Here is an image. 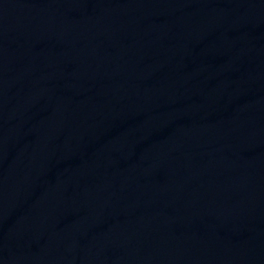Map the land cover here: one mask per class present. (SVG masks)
<instances>
[{"label":"water","instance_id":"obj_1","mask_svg":"<svg viewBox=\"0 0 264 264\" xmlns=\"http://www.w3.org/2000/svg\"><path fill=\"white\" fill-rule=\"evenodd\" d=\"M0 264H264V0H0Z\"/></svg>","mask_w":264,"mask_h":264}]
</instances>
